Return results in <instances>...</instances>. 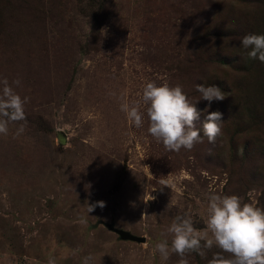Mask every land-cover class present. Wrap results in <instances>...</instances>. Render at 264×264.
<instances>
[{"label": "rangeland", "instance_id": "374dc122", "mask_svg": "<svg viewBox=\"0 0 264 264\" xmlns=\"http://www.w3.org/2000/svg\"><path fill=\"white\" fill-rule=\"evenodd\" d=\"M249 34L264 35V0H0V78L29 98L24 133L0 135V264H178L153 247L177 215L205 228L211 192L264 208V63L241 46ZM151 81L193 103L196 85L221 88L208 109L223 114L215 142L203 100L190 151H167L146 115L132 126L121 100ZM205 252L189 264L220 250Z\"/></svg>", "mask_w": 264, "mask_h": 264}, {"label": "clouds", "instance_id": "9594fccd", "mask_svg": "<svg viewBox=\"0 0 264 264\" xmlns=\"http://www.w3.org/2000/svg\"><path fill=\"white\" fill-rule=\"evenodd\" d=\"M240 43L248 50L249 59L264 63V35L249 34ZM20 83L19 79L9 82L7 78H0V135L7 136L13 124L18 125L14 138L26 130L25 104L29 98H22L16 92L14 86ZM196 91L201 99L193 103L181 85L170 86L168 82L158 85L151 81L144 85L139 99L129 102L122 98L120 110L135 128L143 127L146 115L148 134L162 143L167 151L178 153L182 148L190 151L203 142L201 129L196 123L202 114L197 108L201 100L208 102V107L203 110L206 115L202 130L209 143L215 142L224 121L220 111L209 112L208 109L213 102L225 100V92L215 85H196ZM159 183L163 188L173 186L166 177H161ZM87 207L91 213L96 207H105V203L100 201ZM167 233L171 240L162 238L152 250L162 262L175 254L180 258L178 264H189V254L204 256L205 250L216 247L220 253L215 254L209 264H264V208L258 207L255 202H242L237 195L211 192L208 195L205 228H196L191 215L185 213L172 220ZM93 262L94 257L88 255L82 258L81 264ZM48 264H55V260L50 259Z\"/></svg>", "mask_w": 264, "mask_h": 264}, {"label": "water", "instance_id": "95a60500", "mask_svg": "<svg viewBox=\"0 0 264 264\" xmlns=\"http://www.w3.org/2000/svg\"><path fill=\"white\" fill-rule=\"evenodd\" d=\"M117 234L119 235V237L121 239H124V240H129V241H133V242H137V243H143L144 242V240L142 238L133 237L128 233L118 231Z\"/></svg>", "mask_w": 264, "mask_h": 264}]
</instances>
